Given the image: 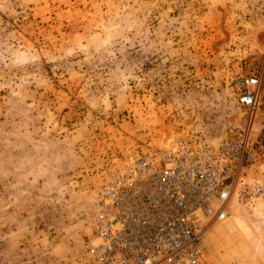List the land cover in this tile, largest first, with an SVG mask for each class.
<instances>
[{
  "label": "rangeland",
  "instance_id": "obj_1",
  "mask_svg": "<svg viewBox=\"0 0 264 264\" xmlns=\"http://www.w3.org/2000/svg\"><path fill=\"white\" fill-rule=\"evenodd\" d=\"M246 75L264 103V0H0V264H92L110 167L218 141ZM237 196L210 264L264 262V200Z\"/></svg>",
  "mask_w": 264,
  "mask_h": 264
},
{
  "label": "built area",
  "instance_id": "obj_2",
  "mask_svg": "<svg viewBox=\"0 0 264 264\" xmlns=\"http://www.w3.org/2000/svg\"><path fill=\"white\" fill-rule=\"evenodd\" d=\"M218 141L179 132L113 165L96 190L92 264H210L203 237L237 197L264 200L260 76H239Z\"/></svg>",
  "mask_w": 264,
  "mask_h": 264
},
{
  "label": "crops",
  "instance_id": "obj_3",
  "mask_svg": "<svg viewBox=\"0 0 264 264\" xmlns=\"http://www.w3.org/2000/svg\"><path fill=\"white\" fill-rule=\"evenodd\" d=\"M262 240L264 241V236L262 237ZM260 263L264 264L263 260H260ZM254 264H256V263H254Z\"/></svg>",
  "mask_w": 264,
  "mask_h": 264
}]
</instances>
